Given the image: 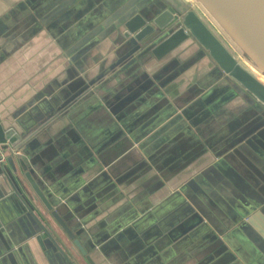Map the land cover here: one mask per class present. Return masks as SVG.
<instances>
[{"label": "crops", "instance_id": "crops-1", "mask_svg": "<svg viewBox=\"0 0 264 264\" xmlns=\"http://www.w3.org/2000/svg\"><path fill=\"white\" fill-rule=\"evenodd\" d=\"M130 1L0 0V117L33 126L107 71ZM201 52L107 74L27 149L92 235L111 233L97 264H264L247 221L264 211V114ZM17 210L0 201V264H66Z\"/></svg>", "mask_w": 264, "mask_h": 264}, {"label": "water", "instance_id": "water-1", "mask_svg": "<svg viewBox=\"0 0 264 264\" xmlns=\"http://www.w3.org/2000/svg\"><path fill=\"white\" fill-rule=\"evenodd\" d=\"M217 25L234 48L264 72V0H194ZM121 47L110 68L95 80L67 89L61 105L33 126L13 125L0 117V201L16 200L19 214L34 224L33 234L58 251L66 264H97L94 251L111 233L92 235L83 218L65 197L58 195L43 173L36 171L28 148L34 137L54 117L77 105L107 74L131 70L147 58L160 60L187 42L198 44L242 95L264 114V84L239 64L235 54L204 18L185 0H131L116 19ZM19 126V127H18ZM24 147L25 153L20 149ZM120 182V181H118ZM71 204V205H70ZM97 213L96 211H94ZM247 221L264 236V211L257 210ZM64 237H63V236ZM70 251L60 244L63 239ZM101 250V249H100Z\"/></svg>", "mask_w": 264, "mask_h": 264}, {"label": "bare ground", "instance_id": "bare-ground-1", "mask_svg": "<svg viewBox=\"0 0 264 264\" xmlns=\"http://www.w3.org/2000/svg\"><path fill=\"white\" fill-rule=\"evenodd\" d=\"M185 1L189 5H191L200 15H202L204 17L203 10L194 2V0H185ZM209 26L212 28L213 31H215V29L212 25L209 24ZM221 40L235 54L239 64L242 65L245 69H247L251 74H253L258 80H260L264 84V72H262L259 68H257L247 57H245L241 53L237 52L229 42H225L222 38H221Z\"/></svg>", "mask_w": 264, "mask_h": 264}, {"label": "rangeland", "instance_id": "rangeland-1", "mask_svg": "<svg viewBox=\"0 0 264 264\" xmlns=\"http://www.w3.org/2000/svg\"><path fill=\"white\" fill-rule=\"evenodd\" d=\"M204 12V11H203ZM202 16V15H201ZM203 17V16H202ZM210 25H212L216 31V34L222 38L225 42H229V40L225 37V35L222 33V31L217 27V25L207 16V14L204 12L203 17ZM214 31V32H215ZM230 43V42H229ZM231 44V43H230ZM232 45V44H231ZM233 46V45H232ZM234 47V46H233ZM235 49V48H234ZM236 50V49H235ZM237 51V50H236ZM238 52V51H237Z\"/></svg>", "mask_w": 264, "mask_h": 264}]
</instances>
